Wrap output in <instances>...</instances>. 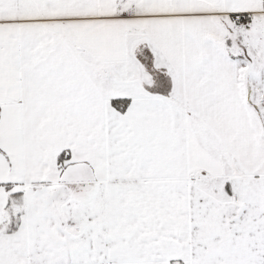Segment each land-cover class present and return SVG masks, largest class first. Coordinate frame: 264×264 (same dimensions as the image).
<instances>
[{
  "label": "snow or ice",
  "instance_id": "6c2138e0",
  "mask_svg": "<svg viewBox=\"0 0 264 264\" xmlns=\"http://www.w3.org/2000/svg\"><path fill=\"white\" fill-rule=\"evenodd\" d=\"M0 264H264V0H0Z\"/></svg>",
  "mask_w": 264,
  "mask_h": 264
}]
</instances>
